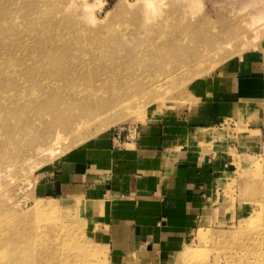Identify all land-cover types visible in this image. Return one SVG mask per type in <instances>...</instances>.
I'll return each instance as SVG.
<instances>
[{"label":"rangeland","instance_id":"1","mask_svg":"<svg viewBox=\"0 0 264 264\" xmlns=\"http://www.w3.org/2000/svg\"><path fill=\"white\" fill-rule=\"evenodd\" d=\"M256 71L264 0H0V263L264 264ZM177 183L178 224L135 207Z\"/></svg>","mask_w":264,"mask_h":264},{"label":"crops","instance_id":"2","mask_svg":"<svg viewBox=\"0 0 264 264\" xmlns=\"http://www.w3.org/2000/svg\"><path fill=\"white\" fill-rule=\"evenodd\" d=\"M230 79V78H229ZM231 81V91L232 94L234 96V100L238 101V99H242V100H246L248 101V105H247V113L248 116L250 118V125L252 127L253 130H260V133L264 136V72L260 73L258 71L256 72H250V74L245 75L242 73H236L234 75V77L232 79H230ZM225 102V101H224ZM213 114L210 113L208 116H203L206 119H211L213 118ZM203 129V128H202ZM201 131V130H200ZM205 131V130H204ZM208 132V131H206ZM209 133V132H208ZM210 135V133L208 134ZM200 136L201 137H207L205 136V134L200 132ZM150 141H156L158 138H160V136H152L149 137ZM160 153V155L165 151V148L163 147V145H159V147H147L144 148L140 153L144 154V153ZM190 159V158H189ZM189 161V160H187ZM192 161V160H190ZM194 161V160H193ZM211 161V159H205L202 160V164L199 165L203 166V165H207L209 162ZM197 161L195 163H192L191 167H193V164H195L197 166ZM194 165V166H195ZM188 175L190 176L191 173ZM196 177L198 178L197 180L200 181V183H202L201 187H208V183H209V174L207 173V171L204 170V173L202 175H199ZM191 186V184H189L188 189H186L187 187L181 185L179 186L178 183L177 184H173L170 186H167L168 189L170 190V192L175 193V194H179L181 195V197L179 198V200H177V198H174V203H178L177 206H170V201L168 200V198L162 199L161 197L157 196L155 192L152 193H147V196L145 197H141V196H137L139 199L140 204L136 205L135 207L138 209H143V210H147V209H153L152 212H150V214L146 215L147 217H149L150 219H154L156 217V212L159 211H163L165 212V215H167L168 218H173L174 222L172 223L170 220L169 222L174 224H178V218L181 216L183 218L189 217L192 215V213H187L185 211L182 210H178V209H184V204H188L190 202H193L191 200H193V198L195 199V197L197 196H193V192H191V189L189 188ZM134 188H132L131 190H134L131 193V196H133L134 194H137L139 191H137L136 186H133ZM185 187V188H184ZM181 188V190H179ZM168 190V191H169ZM179 192V193H178ZM192 195V196H191ZM166 197V196H165ZM187 197L189 199H187ZM144 198V199H143ZM144 200V201H142ZM173 202V201H172ZM171 202V203H172ZM179 207V208H177ZM175 208L176 211H179V213H176L175 211H173ZM180 215V216H179ZM170 224L167 222L163 228L168 227ZM119 230H117L118 232ZM122 238V236H121Z\"/></svg>","mask_w":264,"mask_h":264},{"label":"bare ground","instance_id":"3","mask_svg":"<svg viewBox=\"0 0 264 264\" xmlns=\"http://www.w3.org/2000/svg\"><path fill=\"white\" fill-rule=\"evenodd\" d=\"M187 1V0H186ZM183 4V3H182ZM161 40V39H160ZM159 40V41H160ZM158 41V40H157ZM156 44H154V48L155 47H157V48H161L162 46H164V43H162V42H160V43H158V42H155ZM63 47V46H62ZM50 77L48 76V79H49ZM36 81H40V79L39 78H37L36 79ZM51 98V94L49 93V91H45L43 94H42V96H41V98H40V100H43L42 102H41V104H46L47 102H48V100ZM42 117L43 116H41V119H42ZM204 132V134H207L208 132H206V131H203ZM52 137H51V139H50V146L51 147H49V149H51V150H53V147H52V145H54V144H56L57 142H58V139H59V136H60V132L59 131H56V132H54L52 135H51ZM48 149V148H47ZM0 226H2V224H0ZM5 240L4 239H2V237H1V235H0V250L6 245L5 244ZM61 245H60V247H59V252H60V249H61ZM14 252H16V250L14 249ZM26 252V251H25ZM51 253V254H50ZM53 251L52 250H49V251H47V254H48V256L50 255V256H53ZM26 254H27V252H26ZM58 254H60L61 255V253H58ZM40 256H37L36 257V261H37V259L39 258ZM41 257H43V256H41ZM0 260H2L1 259V257H0ZM7 262V261H6ZM16 262H17V259H16V257L14 258V259H12V261H11V263L10 264H16ZM1 264V263H0ZM5 264H7V263H5ZM37 264V263H36Z\"/></svg>","mask_w":264,"mask_h":264}]
</instances>
